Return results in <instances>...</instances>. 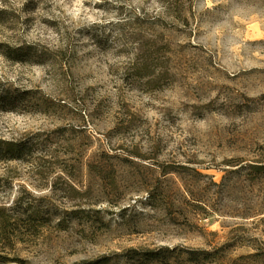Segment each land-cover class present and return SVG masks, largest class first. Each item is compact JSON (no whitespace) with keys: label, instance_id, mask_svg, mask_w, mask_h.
<instances>
[{"label":"rangeland","instance_id":"obj_1","mask_svg":"<svg viewBox=\"0 0 264 264\" xmlns=\"http://www.w3.org/2000/svg\"><path fill=\"white\" fill-rule=\"evenodd\" d=\"M0 264H264V0H0Z\"/></svg>","mask_w":264,"mask_h":264},{"label":"trees","instance_id":"obj_2","mask_svg":"<svg viewBox=\"0 0 264 264\" xmlns=\"http://www.w3.org/2000/svg\"><path fill=\"white\" fill-rule=\"evenodd\" d=\"M3 148L9 152L21 151L20 147L13 145L9 141H0V148ZM17 218H12L10 214L6 212L5 207H0V238L5 241H10L11 236L18 230L19 224L16 223ZM107 259L99 260L97 262L83 261L79 264H106Z\"/></svg>","mask_w":264,"mask_h":264}]
</instances>
